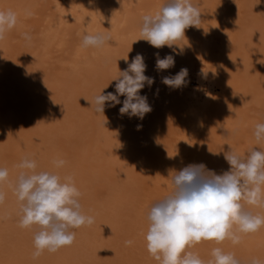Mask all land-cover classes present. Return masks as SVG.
I'll use <instances>...</instances> for the list:
<instances>
[{"label": "rangeland", "instance_id": "rangeland-1", "mask_svg": "<svg viewBox=\"0 0 264 264\" xmlns=\"http://www.w3.org/2000/svg\"><path fill=\"white\" fill-rule=\"evenodd\" d=\"M165 2L0 0V11L11 10L18 20L0 41V167L9 170L0 184V264H159L146 247L147 213L172 191L174 171L203 163L222 174L230 168L224 159L230 148L241 156L264 150V140L254 136L264 123V0H190L202 13L199 28L186 29L172 48L157 49L138 40L140 26ZM97 33L110 42L82 46L84 35ZM157 52L173 55L174 66L158 70ZM137 53L154 78L140 91L152 111L142 120L121 115L120 96V104L106 102L97 113L89 102L101 91L115 93L112 80ZM181 68L188 69L185 86L162 82ZM198 79L202 93L187 84L198 87ZM26 156L38 170L72 176L83 212L94 217L92 225L73 229L70 246L35 259L36 229L19 226L14 194L16 165ZM57 159L63 167L54 166ZM242 203L264 216V206ZM215 247L242 264L252 258L264 264V226L241 233L236 244L201 241L188 251L207 264Z\"/></svg>", "mask_w": 264, "mask_h": 264}, {"label": "clouds", "instance_id": "clouds-1", "mask_svg": "<svg viewBox=\"0 0 264 264\" xmlns=\"http://www.w3.org/2000/svg\"><path fill=\"white\" fill-rule=\"evenodd\" d=\"M201 14L199 7L190 0H166L154 15L142 17L138 40H144L157 49L172 48L185 38L186 29L199 28ZM17 22L15 12L0 11V41ZM23 37L26 41L32 39L28 33ZM110 40L106 33L87 34L83 37L82 46L99 49ZM155 55L158 70L174 66L173 55L164 58H159L158 52ZM146 67L143 55L137 53L128 68L119 70L118 76L112 80L116 81L115 93L102 94L101 91L89 102L90 105L97 113H104L106 102L115 106L121 103L119 97L123 96L125 99L119 113L142 120L152 111L147 97L140 95L145 85L154 83V78L145 75ZM187 76L188 69L181 68L174 76L164 77L162 82L173 89L181 88L186 85ZM254 136L258 142L264 140V123L256 124ZM224 159L230 168L222 174L207 169L203 163L189 164L174 171L171 175L172 191L150 207L146 247L159 264H205L188 249L201 241L220 244L230 239L236 244L241 233H254L264 226V216L246 210L242 203L264 206V150L253 148L241 156L230 148L224 152ZM65 163L63 159L53 161L56 168L63 167ZM16 167L20 169L14 184V194L20 202L19 226L36 229L33 234L34 259L45 250L55 253L70 246L76 235L73 229L94 223V217L83 212L81 192L72 176L62 179L55 171L38 170L37 161L27 156ZM8 177L9 170L0 167V184ZM4 200L5 193L0 191V204ZM211 256L207 264H242L233 253L220 247L213 248ZM247 264H262V261L252 258Z\"/></svg>", "mask_w": 264, "mask_h": 264}, {"label": "bare ground", "instance_id": "bare-ground-1", "mask_svg": "<svg viewBox=\"0 0 264 264\" xmlns=\"http://www.w3.org/2000/svg\"><path fill=\"white\" fill-rule=\"evenodd\" d=\"M84 6V5H83ZM188 80V79H187ZM199 80V79H198ZM194 81V80H193ZM192 80L191 81H189L187 84H188V86L191 88V89H193V90H195V89H197L198 90V92L199 93H202L205 89H204V84L202 83V82H200L201 81V79L199 80V85H198V87H196L195 86V84H194V82H193ZM196 87V88H195ZM206 88V87H205ZM196 90V91H197Z\"/></svg>", "mask_w": 264, "mask_h": 264}]
</instances>
